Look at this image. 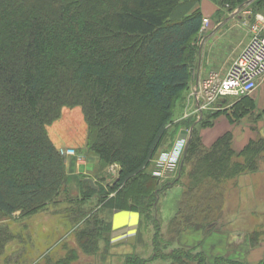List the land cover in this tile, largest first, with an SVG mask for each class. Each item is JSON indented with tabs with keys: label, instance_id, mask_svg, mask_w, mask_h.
Instances as JSON below:
<instances>
[{
	"label": "trees",
	"instance_id": "obj_1",
	"mask_svg": "<svg viewBox=\"0 0 264 264\" xmlns=\"http://www.w3.org/2000/svg\"><path fill=\"white\" fill-rule=\"evenodd\" d=\"M249 1L219 3L231 10L248 5L253 14L264 11V0ZM199 2L0 0L1 214L32 215L57 203L67 191L66 161L48 128L61 118L63 109L82 107L88 151L97 161V173L110 165L119 167L109 191L97 184L96 211L138 212L154 221L151 211L162 188L149 168L168 138L175 103L192 79L191 43L201 33L204 19ZM249 98L241 99L246 101L244 114L255 108ZM199 143L200 139H192L186 159L198 160L191 171L195 179L189 194L212 183L209 180L257 172L264 158L263 139L250 142L240 154L234 152L230 134L209 152L200 150ZM204 189L210 192L207 186ZM94 192L91 189L85 197ZM64 211L66 217L80 215V221L89 215L80 207ZM188 221L189 216L185 225ZM83 224L90 227L80 231L85 236H80V244L90 251L83 239H103V233L94 224ZM154 225L153 246L159 251L157 220ZM107 231L111 232V226ZM5 232L0 227L1 250L9 239ZM20 246L13 264H30L32 258ZM171 257L175 264H208L204 254L194 256L184 250H176ZM75 258L76 251L71 250L46 263L69 264ZM144 263L132 257L126 264ZM214 264L242 263L217 258Z\"/></svg>",
	"mask_w": 264,
	"mask_h": 264
},
{
	"label": "rangeland",
	"instance_id": "obj_2",
	"mask_svg": "<svg viewBox=\"0 0 264 264\" xmlns=\"http://www.w3.org/2000/svg\"><path fill=\"white\" fill-rule=\"evenodd\" d=\"M199 1V8L202 11L204 0ZM216 1L220 5L219 0ZM227 9L230 11L221 12L219 20L231 16V25L222 33L227 36L222 35L220 44L226 45L231 41L244 47L252 36L251 28L256 22V17L260 15L264 18V11L253 14L250 9H246L247 13L236 8ZM204 18H209L210 24L212 23V18L209 16ZM205 36L206 32H201L191 43L193 48L191 82L175 103L173 124L168 126V138L151 161L149 168V172L159 180L162 188L151 211L154 221H148L138 212H132L139 216V224H136L137 233H134L136 238L133 241L135 246L131 253H116L111 256L113 252L111 248L121 240L113 238L110 222L113 211H94L87 215L84 221H80V215L75 213L70 214V217L65 216L64 209L80 207L75 195L68 192L70 187L67 185V193H61L57 203L37 210L32 215L24 216L22 212H18L8 217L0 213V227L7 231L5 234L9 238L4 241L7 247L4 250L0 249V264H13L12 261L18 260L17 253L22 244L27 255L32 258L30 264H47L48 258L54 263L71 250L76 251V258L69 264H126L127 259L132 257L145 261L144 264H175L171 256L176 250H184L194 256L204 254L208 264H214L217 258L242 264H264V174H258L257 171L238 174L233 178H221L216 182L209 180L212 183L208 185L205 183L203 186H207L210 192H205L203 187L200 191L189 194L191 183L195 179L191 171L198 162L194 158L186 161L189 141L192 142L193 138L200 139V150L209 152L221 137L210 147L205 144L204 138L214 130L215 125L220 129L222 125L228 124L234 127V132L226 134L232 137L234 152L240 154L243 150L234 149V136L244 133L245 126L264 125V111L258 110L256 102L254 101L255 108L244 114L246 101L238 98H227L214 105L212 110L195 113L197 107L193 99L195 86L201 80L208 78L211 73L223 78L232 64V60L218 62L214 58H209L204 50ZM218 51H221V47ZM224 55L227 56L228 53ZM261 85L259 91L261 87L264 88V81ZM249 100L253 101L251 97ZM218 112L220 115L212 118V115ZM208 123L213 125H205ZM193 129H195L194 134ZM221 129L224 131V128ZM48 132L61 154L67 151L75 152L71 156L62 155L66 167L69 157H75L79 164H87L89 158H94L88 151V126L82 107L63 109L61 118L48 128ZM259 138L264 140L262 135ZM182 142L186 143L185 150L179 161L172 163L173 160L170 159L172 153H177L175 148ZM163 155H167L168 160L163 162L161 160ZM234 160L238 163L242 162L241 159L234 158ZM263 160L264 158L259 162L258 170ZM162 163L165 167L158 168ZM97 168L96 164L94 169ZM115 168L114 165H110L104 173H97L96 184L104 191H109V187L115 184L119 176V168L114 170ZM183 169L184 173H182ZM156 171L159 176L155 174ZM101 176H105L103 180ZM92 204L98 208L97 201ZM182 205H184L183 209ZM85 208L86 211L89 210L88 207ZM187 216L191 217V222L188 221L190 223L185 225ZM156 220L161 231V239L158 241L159 251L153 246ZM84 222L94 224L103 233V239L100 237H94L93 240L87 237L85 241L83 239L84 243L88 242L86 247L90 248V251H86L80 244V236L85 237L80 235L82 233L80 231L90 227L88 224H83ZM108 225L111 226L110 233L107 231ZM57 228L60 229L59 232ZM127 250L130 251L129 248ZM16 264L21 262L17 261Z\"/></svg>",
	"mask_w": 264,
	"mask_h": 264
},
{
	"label": "crops",
	"instance_id": "obj_3",
	"mask_svg": "<svg viewBox=\"0 0 264 264\" xmlns=\"http://www.w3.org/2000/svg\"><path fill=\"white\" fill-rule=\"evenodd\" d=\"M253 1L255 0H250L249 4ZM239 9L240 11L244 10L246 12V9H248V5H245L243 9ZM221 12L225 13L229 11L227 8H223L221 5H218V2L216 0H204L202 13L204 14V16H209L210 18H212V23L209 25V29L207 28L204 31L206 32V43L204 50L205 53L209 55L210 59L214 58L218 62H228L232 60L233 63L243 47L239 46L237 43H232L231 41H228L226 45L221 46L220 41H222V35H224L225 37L227 36L226 34L222 33L225 32L226 28L231 25L232 19L230 16L225 18L224 20L223 18H220L219 20V14H221ZM230 37L231 36L229 35L228 38L230 39ZM219 47H221V51H218ZM226 52L228 53L227 56L224 55V53ZM258 91L256 94H254L255 96H253V99L258 106V110L264 111V88L261 87V90L259 92ZM215 126L213 128L214 130L204 138L205 144L208 147L213 146V144L224 134L228 132H234V127L228 124L222 125L221 128H224V131L221 128L218 129L217 126ZM249 134H252V136H250ZM260 135L264 136V125H253L252 127L245 126L244 133H239L238 135L234 136V149H236L237 151H242L250 142L260 139ZM261 163V168L260 170H258V174H264V160ZM96 164L97 161L94 158H89V163L87 164H79L75 157H69V163L67 165V175L69 177L68 187H70V189H68V192L70 191L73 196L75 195V199L80 202V208L85 210V207H88V211L94 208V205L92 203L97 201L99 197V186L96 184L97 170L94 169L96 167ZM88 180H92L93 184L89 183ZM91 189L95 191V194L88 198L85 197L89 193V191H91ZM96 209L97 208L90 212L86 210L85 211L86 213L91 214L96 211ZM110 218L113 229V238L121 239L116 244H114V246L112 245L113 247L111 248V250L113 252H111V256H114L116 253H131L133 246H135V243L133 242L136 238L134 233L137 231L136 224H139V216L128 211L114 210ZM128 248L130 249L129 252H127Z\"/></svg>",
	"mask_w": 264,
	"mask_h": 264
},
{
	"label": "built area",
	"instance_id": "obj_4",
	"mask_svg": "<svg viewBox=\"0 0 264 264\" xmlns=\"http://www.w3.org/2000/svg\"><path fill=\"white\" fill-rule=\"evenodd\" d=\"M210 25L209 18H204L202 32ZM252 36L248 43L243 47L237 58L230 65L223 78L211 73L206 79L201 80L193 89V99L197 107L195 113L213 109V106L227 98L244 99L251 97L258 91L264 81V18L258 15L256 22L251 28ZM186 143L182 142L175 148L171 160L172 163L179 161ZM174 150V151H175ZM65 153V154H64ZM62 153L63 156L74 155V151ZM161 160H168L167 155H163ZM170 165V164H169ZM174 165V164H173ZM172 165V166H173ZM119 168L117 165H114ZM163 168L162 163L158 168ZM115 172V171H114ZM159 176L158 171L155 173Z\"/></svg>",
	"mask_w": 264,
	"mask_h": 264
},
{
	"label": "water",
	"instance_id": "obj_5",
	"mask_svg": "<svg viewBox=\"0 0 264 264\" xmlns=\"http://www.w3.org/2000/svg\"><path fill=\"white\" fill-rule=\"evenodd\" d=\"M190 143H191V141H189L187 147L190 145ZM88 181H89V183L93 184V181L92 180H88Z\"/></svg>",
	"mask_w": 264,
	"mask_h": 264
},
{
	"label": "flooded vegetation",
	"instance_id": "obj_6",
	"mask_svg": "<svg viewBox=\"0 0 264 264\" xmlns=\"http://www.w3.org/2000/svg\"><path fill=\"white\" fill-rule=\"evenodd\" d=\"M251 99H252L253 101H255V100L253 99V97H251Z\"/></svg>",
	"mask_w": 264,
	"mask_h": 264
}]
</instances>
